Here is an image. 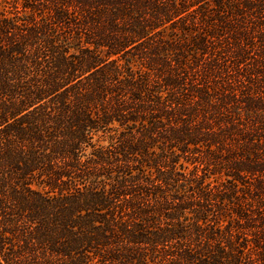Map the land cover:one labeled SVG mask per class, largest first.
<instances>
[{
	"label": "trees",
	"instance_id": "1",
	"mask_svg": "<svg viewBox=\"0 0 264 264\" xmlns=\"http://www.w3.org/2000/svg\"><path fill=\"white\" fill-rule=\"evenodd\" d=\"M0 264H264V0H0Z\"/></svg>",
	"mask_w": 264,
	"mask_h": 264
}]
</instances>
